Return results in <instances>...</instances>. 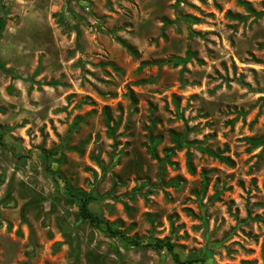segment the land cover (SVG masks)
I'll list each match as a JSON object with an SVG mask.
<instances>
[{
    "label": "rangeland",
    "instance_id": "1",
    "mask_svg": "<svg viewBox=\"0 0 264 264\" xmlns=\"http://www.w3.org/2000/svg\"><path fill=\"white\" fill-rule=\"evenodd\" d=\"M0 19V264H264V0Z\"/></svg>",
    "mask_w": 264,
    "mask_h": 264
},
{
    "label": "trees",
    "instance_id": "2",
    "mask_svg": "<svg viewBox=\"0 0 264 264\" xmlns=\"http://www.w3.org/2000/svg\"><path fill=\"white\" fill-rule=\"evenodd\" d=\"M4 24V21L2 19H0V29L2 28ZM225 160L224 158H220ZM75 195L78 196L79 198V213L80 216L84 219H87L92 225H98L102 222V220L100 218H98L97 216H94L89 208H88V200L89 198L85 195V193H83L82 191L78 190L77 192H75ZM107 231L111 234V235H121V232L118 230H114L111 229L109 226H107ZM128 241L133 244V245H140V242L138 239L136 238H129ZM153 248L155 249H166L167 251H169L170 253H172L173 258L175 261L179 262L178 256L177 254L174 252V243L171 242L170 240H157L155 242H153L152 244H150ZM196 260L192 259V260H187V263H192ZM202 264V263H201Z\"/></svg>",
    "mask_w": 264,
    "mask_h": 264
}]
</instances>
